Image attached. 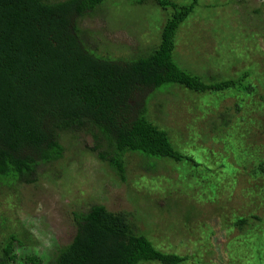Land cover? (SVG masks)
<instances>
[{"label":"trees","instance_id":"16d2710c","mask_svg":"<svg viewBox=\"0 0 264 264\" xmlns=\"http://www.w3.org/2000/svg\"><path fill=\"white\" fill-rule=\"evenodd\" d=\"M107 1L0 0V196L6 189L36 186L40 170L61 167L68 159L66 145L79 137H91L94 146L84 145L86 151L128 185L134 158L140 160L135 161L139 173L134 175L133 169L132 176L143 171L148 181L166 168L164 163L187 165L189 176H197L203 186L197 200L191 193L188 203L157 195L149 184L141 194L133 179L131 209L112 212L92 201L88 210L72 212L73 237L49 264H201L218 248V236L208 239L195 256H182L162 250L156 234L162 225L169 229L196 223L200 212L193 201L216 203L225 196L230 203L237 192L249 202L264 199V75L257 74L251 53L236 55L231 44L226 48L246 65L243 70L233 69L234 63L222 66L215 58V65L210 64L216 69L179 64V34L197 13L200 0H150L153 8L167 14L158 43L126 58H113L107 47L103 55L87 22L105 12ZM128 1L142 10L151 5L148 0ZM253 13L263 20L262 9ZM165 94L168 97L153 104ZM228 98L233 101L222 104ZM153 106L165 116L169 108L195 110V121L204 120L210 133L200 137L191 123L192 138L178 141L164 126L167 122L151 114ZM196 137L203 139L201 145H196ZM145 206L147 220H156L148 230L140 228L143 221L138 217ZM231 215V228L241 231V253L242 242L257 249L248 264H264V229L260 235L250 234L253 221L263 219L235 210ZM213 223L209 225L217 235ZM0 228V264H18L16 244L23 242L6 220L1 219ZM234 247L237 250L231 251L238 254ZM248 254L238 256L245 260ZM27 262L42 263L37 257Z\"/></svg>","mask_w":264,"mask_h":264},{"label":"rangeland","instance_id":"374dc122","mask_svg":"<svg viewBox=\"0 0 264 264\" xmlns=\"http://www.w3.org/2000/svg\"><path fill=\"white\" fill-rule=\"evenodd\" d=\"M148 1L151 5L147 3L142 10L134 7L128 0H109L104 7V13L94 17L93 20H88V28L93 32V37L98 39L100 52L103 55H107L104 48L107 47L113 58H126L147 51L158 43L160 30L165 24L167 14L153 8V3ZM216 2L218 6L213 8L212 5ZM226 2L227 0H200L201 5L197 13L191 17L179 34L176 47L179 64L187 67L192 64L205 69L213 66V69H216L215 64L211 63L215 58L214 61L222 60V66L230 67L234 63L233 69L239 66L243 70L246 65L242 62L240 65L226 48V44H231L236 55L251 53L250 62L257 65V74L261 72L264 75V17L260 20L253 13L256 9H262L264 13V0H235L230 6H224ZM214 30L222 33L217 32V36L213 37ZM100 43H103L102 46ZM158 96L153 104H156L158 99H165L168 94ZM232 101L228 98L222 104ZM185 111L169 108L168 116H165L156 109V106L151 108L154 118L157 120L160 118L162 124L167 122L164 126L173 130V135L178 141L182 138H192L195 131H190L191 123L200 130V137L202 132L210 133V130L204 126V120L195 121L199 118L198 114L194 113L195 110L185 108ZM202 142V138L196 137V145H201ZM84 145L92 148L93 139L87 137L84 140L83 137H79L77 141L70 140L66 145L68 159L62 162L61 167L58 164L52 168L41 169V176L36 186H18L12 191L6 189L3 197L0 196V221L6 220L17 238L23 242L22 246L16 244L15 254L18 264H29L28 257H37L41 259V264H49L57 249L68 244L73 237L75 228L72 212L88 210L87 207L92 201L102 203L112 212L131 209L132 198H130L129 186L133 179L136 189H139L138 192L141 194L146 193L143 190L144 185L149 184L157 195L162 193L164 196L183 198L187 203L188 198H191L190 193L195 197L192 199L197 200L198 195L204 192L201 181L196 178L198 172L191 170L196 173V177L195 179L190 177L187 165L164 163L166 168H161L152 181L142 177L145 175L143 171L138 177L134 176L139 173L135 167V164L140 162L138 158L132 159L133 162L127 173L131 180H127L129 185L125 184L90 155ZM133 169L135 172L132 176ZM198 178L202 179L200 175ZM234 197L230 203L225 196L218 198L219 201L216 203L193 201L197 212H200L196 223H182L177 228L169 229L164 225L160 226L156 234L160 240V248L182 256H195L204 244H207L208 239L218 236L214 238V244L218 248L213 247L212 254L208 259H203L201 264H212V261L219 264H248L256 256L257 249L242 242L245 246L241 253L239 247L241 231L231 228L233 224L228 222V219L233 217L231 210L237 211L238 215L253 214L260 217L263 219L262 222L258 223V220H255L250 227L251 235H260L264 229V199L256 198L249 202L242 196V192H237ZM146 210L147 206L141 209L138 216L143 221L140 228L144 230L150 229L156 222L155 219L147 220ZM211 222L217 226L214 230L217 235H213L214 227L212 224L209 225ZM228 223L231 224L227 225ZM225 225L229 228L225 229ZM3 238L4 234H0V244ZM234 246L238 248V254L231 251L236 249ZM243 251L251 256L248 254L245 257L248 259H241L238 255L241 256ZM204 255L201 254V257ZM219 258L225 261L220 262L217 260ZM190 263L195 264L194 260Z\"/></svg>","mask_w":264,"mask_h":264}]
</instances>
